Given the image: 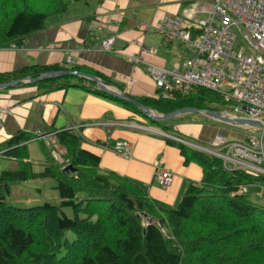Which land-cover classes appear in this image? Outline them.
Listing matches in <instances>:
<instances>
[{
    "label": "trees",
    "instance_id": "obj_1",
    "mask_svg": "<svg viewBox=\"0 0 264 264\" xmlns=\"http://www.w3.org/2000/svg\"><path fill=\"white\" fill-rule=\"evenodd\" d=\"M79 1L0 0V50L21 47L46 29L48 18L66 13ZM68 71L85 74L81 67ZM68 71L35 66L0 74V84ZM70 77L36 86L46 92L76 87ZM134 101L163 115L183 109L220 113L215 105L225 104L221 96L202 88L172 100ZM55 140L64 152L60 160L53 159L42 142L46 159L41 172L33 169L26 134L18 133L0 150V157L18 164L17 170L0 173V264H264V203L244 191L264 183V176L227 170L222 160L177 144L186 163L199 165L203 177L190 185L177 207L165 208L127 177L102 171L100 157L83 149V139L75 132L59 131ZM46 179L56 182L59 206L7 204L13 185ZM65 209H72L74 218Z\"/></svg>",
    "mask_w": 264,
    "mask_h": 264
},
{
    "label": "crops",
    "instance_id": "obj_2",
    "mask_svg": "<svg viewBox=\"0 0 264 264\" xmlns=\"http://www.w3.org/2000/svg\"><path fill=\"white\" fill-rule=\"evenodd\" d=\"M71 7L55 16L44 31L26 39L21 47L0 50V74L35 66H58L66 71L81 67L85 76L96 77L109 85L112 92L133 101L158 98L150 66L172 70L185 59L170 65L169 58L176 54V48L172 40L156 30L167 15L184 17L185 26L192 28L205 18L209 8L201 0H96L94 4L72 3ZM111 37H116L113 52L99 51L97 47ZM140 53L142 61L134 64L132 58ZM68 58L74 62L68 63ZM130 78L134 84L129 83ZM70 84L76 87L46 92L36 85H24L1 90L0 150L18 133H24L30 141L49 143L54 153L61 155L64 150L57 145L55 134L73 131L83 139V149L100 157L102 171L127 177L165 208L177 207L190 185L201 182V167L186 163L176 142L147 131L153 128L146 124L149 121L146 114L138 113L118 98L95 94L101 92L100 88L89 79L71 76ZM166 127L170 133L153 130L204 148H211L219 135L234 141L245 139L244 134L227 131L218 123L191 120L189 115L168 122ZM116 142L131 145L129 159L111 150ZM158 166L173 174L170 187L162 188L155 181ZM244 191L251 196L255 194V199L263 203L264 183L246 187Z\"/></svg>",
    "mask_w": 264,
    "mask_h": 264
},
{
    "label": "built area",
    "instance_id": "obj_3",
    "mask_svg": "<svg viewBox=\"0 0 264 264\" xmlns=\"http://www.w3.org/2000/svg\"><path fill=\"white\" fill-rule=\"evenodd\" d=\"M201 1L209 6L207 14L192 28L185 26L184 17L167 15L156 30L168 40L188 43L197 49L195 57L184 60L172 70L150 66L149 72L158 90L157 99L172 100L176 95H186L192 89L202 88L221 96L225 105L236 113L245 114L239 117L223 112V118L245 119L264 126V0ZM238 34L245 48L235 51ZM115 42L116 37H111L97 49L113 52ZM143 51L155 53L147 48ZM142 59L140 53L132 58V62L137 64ZM67 61L74 62L71 58ZM129 83L135 81L130 78ZM242 128L252 129L248 126ZM147 131L162 135L152 129ZM167 137L178 144L195 147L184 139ZM197 148L222 160L227 170H245L264 176V129L260 135L246 134L244 141L219 135L211 148ZM111 150L124 159L131 156V145L127 142H116ZM173 180L170 171L161 166L156 168L155 181L160 187H170Z\"/></svg>",
    "mask_w": 264,
    "mask_h": 264
},
{
    "label": "rangeland",
    "instance_id": "obj_4",
    "mask_svg": "<svg viewBox=\"0 0 264 264\" xmlns=\"http://www.w3.org/2000/svg\"><path fill=\"white\" fill-rule=\"evenodd\" d=\"M72 1V0H71ZM96 0H81L78 3H95ZM77 3V2H76ZM74 3V4H76ZM72 9V7H71ZM54 17L52 16L46 20V25L54 21ZM57 17V16H56ZM173 46L176 48V54L169 58L170 65L174 62H180L182 60H186L191 57H195L197 55V49L193 48L188 43L179 42L175 39L172 40ZM15 46H12V49L15 50ZM242 48H245L244 42L242 40L241 35H237V42L235 45L234 50L239 51ZM74 81V80H73ZM215 108L221 110L220 113L225 112L226 114H230L232 116H245L243 113H236L230 106L225 104H217L215 105ZM189 118L191 120L195 121H201L208 123L207 121H210V119L206 118L205 116H202L200 114H190ZM167 123H162L160 125H153L149 121H146V124L149 127H152L153 129H157L160 131H164L166 133H170L171 130L167 129ZM221 128H224L227 131H230L232 133L243 135H260L262 133V129L260 128H252V129H245L241 127H235L223 123H218ZM28 152L30 155L31 160L35 163L33 169L35 172H41L42 165L44 161L42 160V157L44 158V152L42 151L41 144L36 141H30L28 142ZM48 147V152L50 154V157L53 159L60 160V157L57 152L54 153V149L51 148L49 143L46 145ZM49 156V155H47ZM46 158V156H45ZM264 167V166H263ZM17 170L18 164L11 163L10 161L0 157V173L7 170ZM263 176V175H262ZM56 182L53 179H46V180H30L28 182L19 183L16 185H13L11 188V194L7 197L6 202L8 205L13 207H19V208H29L34 207L38 205H42L44 203H50L52 205L59 206L60 205V198L58 195V192L55 189ZM264 192V191H263ZM252 198H255V194H252ZM261 198L263 199L264 196L262 195ZM263 201V200H261ZM264 203V201H263ZM65 213L70 218H74V213L72 209H65ZM68 236L70 238H73V234L69 233Z\"/></svg>",
    "mask_w": 264,
    "mask_h": 264
},
{
    "label": "water",
    "instance_id": "obj_5",
    "mask_svg": "<svg viewBox=\"0 0 264 264\" xmlns=\"http://www.w3.org/2000/svg\"><path fill=\"white\" fill-rule=\"evenodd\" d=\"M64 76L83 77V78H86V79H89V80L95 82L99 86L100 91L103 94L112 95L115 98H118L119 100H123L127 103L132 104L133 106L138 108L143 114H146L154 124H162L165 122H170V121L177 119V118L184 116V115L200 114V115L205 116L206 118H208V119H210L216 123H223V124H227V125H231V126H235V127L248 126L251 128L264 129V126L260 123H256V122H253L250 120H245V119H225V118H223L221 113L212 112V111H197L195 109H183V110L176 111V112L168 114V115H162V114L159 115L155 111H153L152 109H150L148 107H144V106L140 105L139 103H137L136 101L129 99L126 96L112 92L111 90L108 89L110 87L109 85L101 82L96 77L85 76L84 74L76 73V72H51V73L44 74L39 78L27 77V78L22 79V80L12 81V82H9L6 84H0V91L6 90L9 88L24 86V85H36V84H38L44 80H47V79L59 78V77H64Z\"/></svg>",
    "mask_w": 264,
    "mask_h": 264
}]
</instances>
